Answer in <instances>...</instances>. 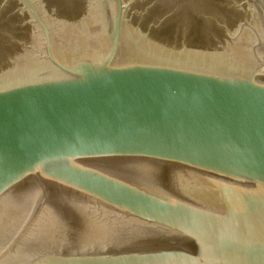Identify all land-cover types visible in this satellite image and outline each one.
<instances>
[{
  "label": "water",
  "instance_id": "1",
  "mask_svg": "<svg viewBox=\"0 0 264 264\" xmlns=\"http://www.w3.org/2000/svg\"><path fill=\"white\" fill-rule=\"evenodd\" d=\"M16 1L0 264H264V0L207 5L212 47L150 36L134 0Z\"/></svg>",
  "mask_w": 264,
  "mask_h": 264
},
{
  "label": "flooded vegetation",
  "instance_id": "2",
  "mask_svg": "<svg viewBox=\"0 0 264 264\" xmlns=\"http://www.w3.org/2000/svg\"><path fill=\"white\" fill-rule=\"evenodd\" d=\"M134 1L131 7V11L133 10L135 14L134 20L142 18V23L145 22V25L149 28L148 33L150 36L157 39H164L171 43L177 41L180 42V45L193 47H212L214 45L212 42L214 36L212 37V35L216 34L219 29L223 30L225 28L222 22V24L218 23L215 13L209 10L208 13H211L208 15L207 12L203 11L207 8V5L209 8L218 10V0H196L203 3L200 9L197 10L198 14L194 12L190 14V11H186L190 16L184 15V18H182L181 8L171 4L176 0ZM223 1L226 3L227 8L220 6L221 13H227L228 9L233 8L234 3L232 0ZM22 7L16 0H10L5 4L4 0H0V15L12 18L16 22L13 29L15 39L10 38V42L0 49V51L2 50L0 52L1 69L14 59L15 51L11 49V46H17L22 50L30 42L28 32L31 31V26L27 23L29 17L27 13H22ZM149 19L150 21H147ZM4 49H7V52L4 53Z\"/></svg>",
  "mask_w": 264,
  "mask_h": 264
}]
</instances>
